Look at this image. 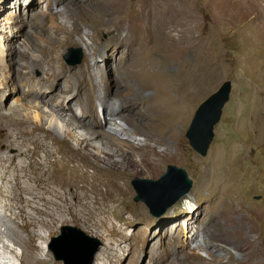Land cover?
<instances>
[{
	"label": "rangeland",
	"instance_id": "1",
	"mask_svg": "<svg viewBox=\"0 0 264 264\" xmlns=\"http://www.w3.org/2000/svg\"><path fill=\"white\" fill-rule=\"evenodd\" d=\"M124 1V6L126 5L124 12L127 16L126 27L119 23L120 14L112 6H108L105 15L100 16L98 0H81L80 2L76 0H52L55 11L64 10L59 21L67 27L68 31L64 30L60 36L64 38L67 31L72 39L54 54L59 59L58 71L64 72L65 70L75 84L77 76L81 74L84 64L88 61L94 65L95 69L92 68L94 79L99 83L94 93L96 106L93 108V112L88 114L82 127H79L81 124L78 121L81 120L82 111L78 107H74L76 117L68 115L64 119L58 117L54 114V110H51L66 95L60 100L50 103L41 99H30V95L26 92L29 89L27 85L35 79L37 81L43 80L44 70L35 62H37L36 59H43L44 56L41 55L39 49L48 46V43L35 41L36 49L30 48L33 42L26 43L28 44L26 47L13 45L14 39L11 29H21L22 35L32 34L35 38L39 36V32L37 34L35 30L32 31L31 28H28L29 26L27 27V23L30 24L28 21L29 9L20 11L19 3L16 5L17 0L0 1V113L8 117V121L12 124L8 123L9 128L13 133H19L22 141L28 139L30 129L35 127V133L50 143L55 151L59 149L61 156H76L91 174L96 172L98 168H104V173L98 174L102 176L116 175L122 178V183L126 184L123 183L126 190L122 196L119 195L120 197L118 192L113 194L110 186L105 187V184L102 185L103 187L101 186L109 196L117 195L118 201H114L116 199L110 201L109 206L118 205L116 215L113 216L118 229L126 231L134 237L133 240L144 238L151 231L147 249L142 251L139 254V259L132 264H148L151 261L152 246L158 245L161 241L158 234V231L161 230L159 223L164 222L167 216L174 212L173 220H176V230L180 232V236L185 235L180 228L182 227L184 230L190 220L196 222L195 224L199 225V232L201 230V233L204 232L206 236L212 237L213 234L220 233L218 229L212 226L210 217H208V213L210 214L209 199L214 198L212 192L210 189L208 190L207 186L201 187V182L204 179L207 184L209 180L212 182L217 178L219 172L213 166L219 158L221 165L218 182L227 195L217 213H221L222 221L226 224V230L230 234L229 242L226 246V242H224L226 239H222L214 244V241L208 238L210 245H218L217 251L221 254L220 257L215 252L213 255H208L204 250L194 247V243L190 242L189 248H193L194 251L203 256V260L193 263L226 264L232 261L241 264H264V0ZM34 6L40 10L42 8L47 10V0H38ZM156 9L159 16L168 19L175 16L181 20L180 28L171 27L168 30L170 33L168 38L160 35L159 54L163 55V51L166 54L173 51L183 52L193 66L199 64L204 67L205 84L192 101L186 121L176 129L175 133L178 136H172L174 132L170 127L161 134L162 139L172 137L170 140L172 149L170 150L172 153L175 152L172 156L164 157L165 152H167L164 143L158 145L156 142L147 141L143 137L138 139V134L135 133L134 135L133 132L131 135L136 136L138 141L131 138L128 139V142L125 140L111 143L115 141L111 138L110 145L106 146L105 151H103L99 147L98 138L95 135L86 134L84 131L95 132L91 126L95 124L93 117L99 121V115L104 113L103 107H100L102 99L107 104L112 103L114 106L118 104L119 98H109L110 94L105 92V88L109 86L115 88L119 73L115 69L114 63H110L108 67H105L103 76L101 75V68L98 70L95 64L96 62L100 65L105 63L102 56L112 53L111 48L118 45L117 38L120 36L128 37L131 42L137 36H142L144 39L148 38L151 29L144 31L142 25L145 23L140 22L139 17L142 14L152 16ZM17 10H19V15H16ZM10 13L14 15L10 16ZM67 13L70 14L69 17L66 16ZM43 18L41 15L39 21H44ZM24 19L25 23L23 24ZM185 27L188 28V32L182 33ZM107 32H112V34L105 37ZM183 36L185 39L177 43L176 41L182 39ZM92 45L97 46L98 49V54L95 56H92ZM202 49L205 57L200 61L199 53ZM26 52L29 57L23 58L22 54ZM20 68L28 73L26 78L18 72ZM167 69L176 72L180 67L176 63H172L167 66ZM122 76L125 77L126 75L122 73ZM226 80L232 81L230 99L223 108L221 120L216 124L214 139L208 153L203 156L191 146L186 132L198 106L209 95L217 91ZM41 83L44 85L43 90L46 93L50 92L47 83L44 80ZM141 87L136 80L132 95H130L132 99L141 96L143 93L155 94L153 88L147 86L148 89H142ZM75 93L76 88L74 86V91L67 95L69 102H74ZM125 98L128 99L129 95ZM84 102L87 103L86 97ZM114 111L116 113L118 108H114ZM120 119L127 122L124 117H118L115 120ZM113 122L114 120L110 121L111 125ZM77 127H79L78 132L80 134L75 132ZM129 127L124 129L130 130ZM140 128L143 129L142 126ZM51 130H57L60 135L55 141L46 136V132ZM117 147L118 149H115ZM4 151L2 150L0 153L4 154ZM8 152L9 155L17 154L18 149L13 147ZM7 156L5 155V157ZM157 159L163 164L160 177L167 171L169 164H175L184 167L193 180L190 192L180 198L161 216L153 215L144 201L136 200L138 193L133 188L132 183L136 177L160 178L153 175L148 168L150 162H157ZM1 187L4 188L5 193H0V210L5 215H1L0 218L5 220L11 228L16 229L15 224L6 218L7 212L11 213L5 207V203L8 202L7 194L10 186L5 180L0 179ZM147 190L144 194L151 196L150 189ZM29 194L26 193L28 198L31 197ZM151 197L156 199L157 195ZM230 202L237 206L236 210L233 211L236 224H228L226 213L222 214L229 209ZM41 206L43 205L41 204ZM47 206L53 207L51 203ZM140 208L145 210L146 217L154 223L152 227L141 230L139 223L127 224L120 221L118 216L122 211L126 213V216L141 220L143 213ZM29 209L32 210L31 207ZM184 218H186V223H183ZM19 223H23V220L19 219ZM70 227L80 230L83 235L85 234L87 247L85 251L84 248L81 250L85 252L84 254L80 255L76 251L74 254L72 249L67 250V247L61 243V239H58L64 228ZM35 229L42 233L43 237L38 241V251L40 252L39 257L50 260L47 264H65V255H68L66 258L67 260L70 259L72 264H95L97 257L98 261L103 258L101 252L106 247L107 236L103 238L92 232L91 229L85 228L84 225L74 224L70 215L66 217L64 222L57 221L52 230L46 226ZM17 230L25 238L29 237V232L27 233L21 228ZM5 232L7 231L0 229V237H2L0 239V264H7L6 260L13 264H22L21 260L17 258V254L22 252V246ZM119 239V243L125 249L123 253L131 254L134 250V242L121 237ZM249 241H252V244H249ZM5 245L9 247L3 248ZM223 246H226V251L220 248ZM251 246L258 248V253H250ZM180 247L177 244V247L168 253L163 249L167 255L165 260L167 264H171V261L172 264H188L184 255L179 253ZM76 253L78 254L76 255Z\"/></svg>",
	"mask_w": 264,
	"mask_h": 264
},
{
	"label": "bare ground",
	"instance_id": "2",
	"mask_svg": "<svg viewBox=\"0 0 264 264\" xmlns=\"http://www.w3.org/2000/svg\"><path fill=\"white\" fill-rule=\"evenodd\" d=\"M76 1L80 2L81 0ZM37 2L38 0H17L16 5L19 3L20 11L29 9L30 16L28 17V21H30V24L27 23V27L29 26L28 28H31L32 31L35 30L37 34L39 32V36L35 38L32 34H27V36L22 35L21 29H11V32L13 33L14 39L13 45L26 47L33 42L30 48L36 49L35 41L48 43V46L40 47L39 50L44 57L41 60L36 59L37 62L35 64L43 68V80L47 83L50 92L46 93L43 90L44 85L41 83L43 81L42 79L40 81L35 79V81L30 82L27 85L29 89L26 92L30 95V99H41L47 103L56 102L66 95L51 110H54V114L58 117L64 119L68 115H73L74 117V107H78L82 111L81 120H78L81 124L79 127H82L88 114L92 113L93 108L96 106L94 93L99 83L94 79L92 68L95 69V67L87 61L81 70V74L77 76L75 84L65 70L64 72L58 71L57 63L59 59L54 54H56V51L60 47L72 40L70 33L67 32V27L59 21V17L64 10L58 9L55 11L52 0H47V10H44V8L40 10V8L34 6ZM98 4L100 6V16L105 15L108 6H112L120 14L119 23L123 27L127 26L124 0H98ZM19 10H17L16 15H19ZM154 11L152 16L142 14L139 17L140 22L145 23L142 25V29L144 31L151 29V34L148 35V38L144 39L142 36H137L131 42L128 37L120 36L117 38L118 45L111 48L112 53H109L107 56H102L104 57L105 63L100 65L96 62L95 64L98 70L101 68V75L103 76L105 67H108L110 63H114L115 69L119 73V79L117 80L115 88L110 86L105 88V92H109L110 94V97L108 96L109 98H119L118 104L115 106L112 103L107 104L102 99L100 107H103L104 113L99 115V121L93 117L95 124L91 126L95 132L84 131V133L95 135L98 138L99 147L103 151H105L104 148L106 146L110 145L111 138L115 139L111 143H117L125 140L128 142V139L131 138L134 141H138L137 138L143 137L145 140L156 142L158 145L164 143L165 148H167L164 157L172 156L175 154V152L172 153L170 150L172 149L170 141L172 137L162 139L161 134L165 129L167 130L170 127L174 132L172 136H178L175 133L177 131L176 129L181 123L186 121L192 101L205 84L204 67L197 63V65L193 66L186 59L183 52L173 51L166 54L163 51V55L159 54L160 48L158 44L160 35L168 38L170 34L168 30L171 27L180 28L181 20L175 16L172 19H168L157 15V9ZM9 15L13 16L14 14L10 13ZM41 15L44 17V21L42 22L39 21ZM66 16L69 17L70 14L67 13ZM22 23H25V19ZM162 28L163 31H161ZM64 30H67L66 36L62 38L60 33ZM184 32H188L187 27L183 28L182 33ZM184 39L183 36L182 39L176 42L179 43ZM94 41L96 43V40ZM1 46L3 45L1 44ZM92 50V56L98 54L97 46L92 45ZM178 55L179 57H177ZM22 57H29V54L27 52L23 53ZM199 57L200 61L205 57L203 49L200 51ZM172 63H176L180 69L176 72L168 70L167 66ZM18 72L22 73L25 78L28 75V73L23 71V68L18 69ZM122 73L126 76L123 77ZM136 80L142 86V89H148L147 86L151 87L155 90V94L143 93L141 96H136L132 99L130 95H132V89L136 84ZM74 86L76 88L75 100L74 102H69L67 95L74 91ZM127 95H129L128 99L125 98ZM85 97L87 103L84 102ZM114 108H118L116 113ZM118 117L126 118L127 122L123 119L115 121L113 131H105L103 125L118 119ZM8 123L11 124L8 121V117L0 113V152L5 150L3 153L8 155L5 157L4 154L0 153V179L5 180L10 186L9 193L7 194L8 202L5 203V207L11 213L7 212L8 216L6 215V218L15 224L14 226L17 228H11L5 220L0 218V229L7 231L5 233L22 246V252L17 254V258L21 260V263H49L50 260L39 257L38 241L43 236L35 228L46 226L52 230L57 221L64 222L69 215L72 216V222L74 224L84 225L85 228L88 230L91 229L92 232H95L103 238L107 236L105 240L106 247L101 252L103 253V258L98 261L97 257L95 264H132L136 262L140 257L139 254L148 247L151 231L144 238L133 240L134 237L130 236L126 231L118 229L113 219V216L116 215V207L118 205L109 206L110 201L114 199H116L114 201H118L116 198L117 195L109 196L106 191L104 192V188H101L105 184V187L110 186L109 188L113 194L118 192V196H122L124 190H126V184L124 182L125 185L122 183V178L116 175L108 174L102 176L98 174L101 172L104 173V168H98L96 172L91 174L76 156H61L59 149L55 151L50 143L44 141L40 137L41 135L39 136L35 133V127L30 129L28 139L22 141L19 133H13ZM79 127L75 130L77 134H80L78 132ZM128 127L131 131L126 130ZM131 132L134 135L135 133L138 134L137 138L136 136H132L133 134L131 135ZM46 136L55 141L60 135L57 133V130H51L46 132ZM13 147L18 149V153L9 155L8 150ZM115 149H118V147ZM67 163L74 165L69 166ZM162 165V162L157 159V162H150L148 168L153 175L160 177L163 171ZM220 165L218 158L213 167L219 173ZM219 173L217 178L212 182L209 180L206 184V180L204 179L201 182V187L207 186L208 190L210 189L212 192L214 198L209 199L210 205L208 206L210 208V214L208 213V217H210L212 226L218 229L220 233L213 234L212 237L206 236L204 232L201 233V230L199 232V225H196V222L194 223L190 220L187 222L184 230L182 227L180 228L181 232L183 234L185 233V235L180 236V232L176 230V220H173V217H175L174 212L167 216L164 222L159 223L161 230L158 231V234L161 237V241L158 245L152 246L153 249L150 253L151 261L148 264H167L165 262L167 257L165 250L167 253L171 252L177 247V244L181 246L179 253L184 255L188 264H194L193 262L195 261L203 260V256L199 252L194 251L193 248H189L188 245L190 242L194 243V247L204 250L208 255H213L215 252L219 254V257L221 256L217 251L218 245H213V247L208 243V238H211L214 244L216 241L226 239L224 242H226L227 246L230 237L229 232L226 230L227 227H225L226 224L222 221L221 213H217V210L221 208L227 195L218 182ZM0 193H5L3 187L0 188ZM26 193H30L29 195L31 197L28 198ZM49 203L53 207L47 206ZM236 207L233 202H230L229 209L226 212H222V214L226 213L225 216L228 224H236L237 222L233 216V211L236 210ZM140 210L143 213L141 220L126 216V213L123 211L120 212L118 217L120 221H124L127 224L139 223L141 224L140 229L146 230L152 227L154 223L146 217V212L143 208H140ZM1 215H5L2 210H0ZM19 219L23 220V223H19ZM185 219H183V223H186ZM170 221L171 223H169ZM18 228H21L27 233L29 232V237L25 238L17 230ZM80 235L74 231L68 240L72 242L75 240L76 242V237ZM119 237L130 239L131 242H134V250L131 254L123 253L125 249L119 243ZM85 239L87 238L85 237ZM248 243L252 244V241ZM226 246L220 248L226 251ZM8 247V245H5L3 248ZM258 251V248L251 246L250 253L256 254ZM12 252L14 253L13 249ZM6 263L13 264L9 260H6ZM70 264L72 263L70 262ZM226 264L241 263L230 261Z\"/></svg>",
	"mask_w": 264,
	"mask_h": 264
},
{
	"label": "water",
	"instance_id": "3",
	"mask_svg": "<svg viewBox=\"0 0 264 264\" xmlns=\"http://www.w3.org/2000/svg\"><path fill=\"white\" fill-rule=\"evenodd\" d=\"M112 32L105 33V37L110 36ZM231 92L232 81L226 80L217 91L209 95V97L198 106L191 123H189L190 126L186 132V136L191 146L203 156H206L208 153L214 139L216 124L221 120L223 108L229 101ZM132 183L134 185L133 188H135L138 193L136 200L144 201L150 208L151 213L155 216H161L165 213L180 198L188 194L193 186V180L189 176L188 171L184 167L175 164H169L167 171L158 179L136 177L133 179ZM147 189H150L151 196L156 197L157 195L158 198L156 197L155 199L145 195L144 193ZM158 190L159 193H157ZM74 231L79 235L82 233L76 228H64L63 233L58 239H61V243L67 247V250L72 249L74 254V251L78 252L80 255L84 254L87 247L85 234V237L83 234L76 237V242L75 240H73L74 242L68 240L69 236ZM83 248L84 251H81ZM78 253H76V255ZM55 255L58 257L57 253H55ZM66 257H68V255H65V261L67 262ZM69 261L67 264H70L71 261Z\"/></svg>",
	"mask_w": 264,
	"mask_h": 264
},
{
	"label": "clouds",
	"instance_id": "4",
	"mask_svg": "<svg viewBox=\"0 0 264 264\" xmlns=\"http://www.w3.org/2000/svg\"><path fill=\"white\" fill-rule=\"evenodd\" d=\"M105 121V120H104ZM117 121V120H114V122ZM120 121V120H118ZM114 122H113V125H111V123H105L106 125H103L104 127V130L105 131H113V128H114ZM135 137V136H134Z\"/></svg>",
	"mask_w": 264,
	"mask_h": 264
}]
</instances>
